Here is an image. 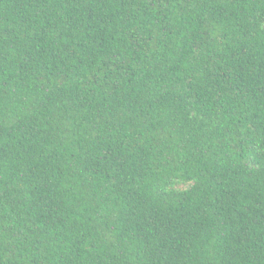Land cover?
Instances as JSON below:
<instances>
[{
    "label": "trees",
    "instance_id": "16d2710c",
    "mask_svg": "<svg viewBox=\"0 0 264 264\" xmlns=\"http://www.w3.org/2000/svg\"><path fill=\"white\" fill-rule=\"evenodd\" d=\"M0 264H264V0H0Z\"/></svg>",
    "mask_w": 264,
    "mask_h": 264
},
{
    "label": "rangeland",
    "instance_id": "374dc122",
    "mask_svg": "<svg viewBox=\"0 0 264 264\" xmlns=\"http://www.w3.org/2000/svg\"><path fill=\"white\" fill-rule=\"evenodd\" d=\"M190 185V183L184 182V183H180L177 187L178 188H186Z\"/></svg>",
    "mask_w": 264,
    "mask_h": 264
}]
</instances>
